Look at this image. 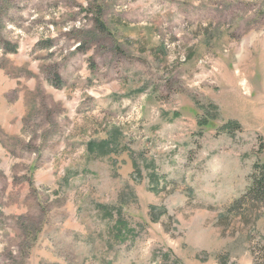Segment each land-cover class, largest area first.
Instances as JSON below:
<instances>
[{
    "label": "rangeland",
    "instance_id": "obj_1",
    "mask_svg": "<svg viewBox=\"0 0 264 264\" xmlns=\"http://www.w3.org/2000/svg\"><path fill=\"white\" fill-rule=\"evenodd\" d=\"M258 164L264 0H0V264H264Z\"/></svg>",
    "mask_w": 264,
    "mask_h": 264
},
{
    "label": "trees",
    "instance_id": "obj_2",
    "mask_svg": "<svg viewBox=\"0 0 264 264\" xmlns=\"http://www.w3.org/2000/svg\"><path fill=\"white\" fill-rule=\"evenodd\" d=\"M254 170L249 186L245 193L233 203L232 210L245 209L246 214L253 208L264 207V164L256 165Z\"/></svg>",
    "mask_w": 264,
    "mask_h": 264
},
{
    "label": "bare ground",
    "instance_id": "obj_3",
    "mask_svg": "<svg viewBox=\"0 0 264 264\" xmlns=\"http://www.w3.org/2000/svg\"><path fill=\"white\" fill-rule=\"evenodd\" d=\"M24 51H25V50H22V51H21V56H23V55H24V54H23V53H24ZM24 56H25V55H24Z\"/></svg>",
    "mask_w": 264,
    "mask_h": 264
},
{
    "label": "flooded vegetation",
    "instance_id": "obj_4",
    "mask_svg": "<svg viewBox=\"0 0 264 264\" xmlns=\"http://www.w3.org/2000/svg\"><path fill=\"white\" fill-rule=\"evenodd\" d=\"M22 50H25V49H24V48H22ZM23 54L25 55V51H24V53H23ZM24 55H23V56H24Z\"/></svg>",
    "mask_w": 264,
    "mask_h": 264
}]
</instances>
